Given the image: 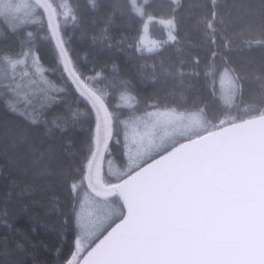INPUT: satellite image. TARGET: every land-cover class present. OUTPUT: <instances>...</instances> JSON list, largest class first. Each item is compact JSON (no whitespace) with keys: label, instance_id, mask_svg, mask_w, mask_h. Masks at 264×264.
I'll list each match as a JSON object with an SVG mask.
<instances>
[{"label":"snow or ice","instance_id":"1","mask_svg":"<svg viewBox=\"0 0 264 264\" xmlns=\"http://www.w3.org/2000/svg\"><path fill=\"white\" fill-rule=\"evenodd\" d=\"M74 36L118 48L134 75L87 54L85 71ZM0 112L20 209L29 177L63 193L60 264H264V0H0ZM50 123L80 135L44 148ZM15 232L0 264L41 244Z\"/></svg>","mask_w":264,"mask_h":264},{"label":"trees","instance_id":"2","mask_svg":"<svg viewBox=\"0 0 264 264\" xmlns=\"http://www.w3.org/2000/svg\"><path fill=\"white\" fill-rule=\"evenodd\" d=\"M72 2L83 6L86 0H72ZM69 32H71V29H69ZM116 35L118 38L119 32ZM72 48L80 54L81 67L85 71L92 67L90 63L87 65L83 64V58L87 54L88 58L95 60L97 67H102L105 72L110 73L115 64L119 67L122 74L134 75L132 64L126 61V54L118 48H105L101 51L98 47H90L87 42L82 43L75 36ZM42 55L44 65L46 67L51 66L52 53L50 49H47V46H44L42 49ZM50 76L56 81L58 75L50 74ZM215 87L218 89V81ZM137 90L142 94H150L152 88L151 86L138 85ZM69 102L71 103V101ZM64 112L65 108L63 105H55L48 112L47 119L51 121L54 115ZM68 115H71V112ZM0 116H2V112H0ZM57 121L60 124L63 123L62 120ZM49 126L53 127L54 133V138L51 140L44 138L43 133L45 129L43 125L40 126L41 140L43 141L42 147L44 148L52 146L59 151L60 145L64 144L70 135H74L77 138L80 135L79 133H65L63 138H61L59 131L51 123ZM0 137H2V130H0ZM13 180L21 183V173L7 165L3 156V144L0 142V251L3 250L5 239H7L9 248L14 246L17 240H19V236L15 230H19V233L23 234L29 232V229L35 226L38 228V234H32V242L35 243L36 240H39L41 244L34 248L29 245L25 251L18 253L14 258L23 260L24 264H60L63 256L67 254L71 246L73 235L71 229L62 228L58 217L49 211V209L57 206V202L54 200L55 197H59L60 206L63 205V193L58 188L55 176L36 179L29 177L23 181L24 195L22 201L26 205H31L27 212L21 210L18 206V193H20L21 188L17 187L13 191ZM9 193H11L10 197ZM6 200L7 205L5 203ZM34 201L38 203L33 204ZM5 207H7V216H5ZM6 224L13 227H6ZM58 249L59 252L57 251ZM6 259L9 258L0 255V261H5Z\"/></svg>","mask_w":264,"mask_h":264},{"label":"rangeland","instance_id":"3","mask_svg":"<svg viewBox=\"0 0 264 264\" xmlns=\"http://www.w3.org/2000/svg\"><path fill=\"white\" fill-rule=\"evenodd\" d=\"M57 2L59 3L60 0H57ZM158 37H159V33H158V32H155L154 35H153V38H158ZM45 67H46V66H45ZM49 78L52 79L51 76H50V74H49ZM52 80H53V82L57 83V86H61V85L59 84V82H58V76H57V78H56V81H55V79H52ZM218 85H219V87H218V90H219V88H220L219 81H218ZM225 88H227V84H225ZM72 109H73V112H74V111H77V110H78V106H77L75 103H72ZM58 122H59V121H57V123H58ZM116 155H117V156L119 155V150H117Z\"/></svg>","mask_w":264,"mask_h":264}]
</instances>
